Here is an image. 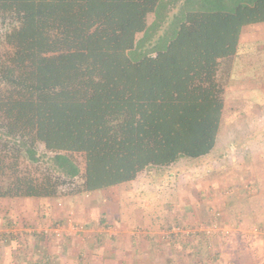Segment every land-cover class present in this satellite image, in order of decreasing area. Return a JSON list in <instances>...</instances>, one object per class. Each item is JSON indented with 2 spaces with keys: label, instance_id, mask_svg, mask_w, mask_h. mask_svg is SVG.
Here are the masks:
<instances>
[{
  "label": "trees",
  "instance_id": "trees-1",
  "mask_svg": "<svg viewBox=\"0 0 264 264\" xmlns=\"http://www.w3.org/2000/svg\"><path fill=\"white\" fill-rule=\"evenodd\" d=\"M260 24L264 0H0V200L102 193L211 155L222 62Z\"/></svg>",
  "mask_w": 264,
  "mask_h": 264
},
{
  "label": "rangeland",
  "instance_id": "rangeland-1",
  "mask_svg": "<svg viewBox=\"0 0 264 264\" xmlns=\"http://www.w3.org/2000/svg\"><path fill=\"white\" fill-rule=\"evenodd\" d=\"M221 79L226 103L214 152L201 159L181 158L169 168H150L133 190L120 194L119 221L135 230L149 221L137 217L178 207V183L181 192L195 189L202 198L210 186L215 206L203 202L204 214L198 221L173 226L196 229L214 221L230 233L212 240L192 236L189 242L172 244L169 264H264V24L244 28L237 55L222 62ZM105 192L115 195L118 189ZM88 198L0 200V264H60L70 242L81 251L98 233L97 227L81 219L87 209L83 199L87 202ZM210 213L214 216L209 220ZM68 219L83 226L84 232L60 239L41 233ZM169 227L159 228L160 234Z\"/></svg>",
  "mask_w": 264,
  "mask_h": 264
},
{
  "label": "crops",
  "instance_id": "crops-1",
  "mask_svg": "<svg viewBox=\"0 0 264 264\" xmlns=\"http://www.w3.org/2000/svg\"><path fill=\"white\" fill-rule=\"evenodd\" d=\"M137 180L117 187L118 193L115 195L104 191L105 193L102 192V194H88L87 202L83 199L87 209L83 211L84 216L81 219L84 218L85 221H83L87 224H93V228L97 227L99 234L89 230L88 233L94 232L96 237L86 242L81 251L72 246L71 242L66 244V249H63L66 257L63 255L64 259L60 264H77L78 262L83 264H169L174 254L172 250L174 243L161 242L159 228L164 225L172 227L179 222L189 224L198 221L200 214L203 213L204 207H201L203 202H209L213 206L217 203V200L212 198L210 186L206 187L207 190L204 189L205 196L202 198L197 195L195 189L188 188L186 192H181V183H178L176 195L178 207H166L164 213L160 215L137 217L143 222L146 219L149 221L147 226L133 230L125 221H119L120 203L123 199V195L121 198L120 194L126 190L127 192L133 190ZM144 205L150 206L146 198ZM81 213L78 211L79 216L82 215ZM211 216L214 215L207 214L209 220Z\"/></svg>",
  "mask_w": 264,
  "mask_h": 264
},
{
  "label": "built area",
  "instance_id": "built-area-1",
  "mask_svg": "<svg viewBox=\"0 0 264 264\" xmlns=\"http://www.w3.org/2000/svg\"><path fill=\"white\" fill-rule=\"evenodd\" d=\"M82 198L88 197V194H82ZM84 231V227L77 225L68 219L64 224L55 223L42 230V234L45 237L64 238L69 234H77ZM230 233L229 228L220 225L218 222H210L206 225H200L196 229L185 228L181 226H175L169 230H165L161 233V237L166 241L188 239L195 235H202L205 238L212 240L213 238L225 236Z\"/></svg>",
  "mask_w": 264,
  "mask_h": 264
}]
</instances>
